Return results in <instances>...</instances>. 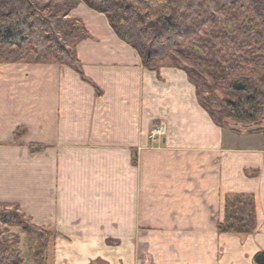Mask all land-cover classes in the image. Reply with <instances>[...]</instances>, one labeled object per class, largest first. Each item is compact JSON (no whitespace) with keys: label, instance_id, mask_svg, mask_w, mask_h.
<instances>
[{"label":"crops","instance_id":"obj_1","mask_svg":"<svg viewBox=\"0 0 264 264\" xmlns=\"http://www.w3.org/2000/svg\"><path fill=\"white\" fill-rule=\"evenodd\" d=\"M70 15L91 35L77 47L87 81L55 64L0 66V205L56 233L49 264H254L264 134L239 148L184 71L146 69L86 5ZM228 194L256 197L253 234L218 233Z\"/></svg>","mask_w":264,"mask_h":264},{"label":"trees","instance_id":"obj_2","mask_svg":"<svg viewBox=\"0 0 264 264\" xmlns=\"http://www.w3.org/2000/svg\"><path fill=\"white\" fill-rule=\"evenodd\" d=\"M81 4L104 14L146 69L185 71L217 125L264 123V0H0V65L56 64L87 81L76 47L90 34L69 17ZM23 134L19 129L14 138ZM29 149L45 148L31 144ZM224 211L219 234L245 238L257 230L254 195H226ZM2 226L24 231L28 258L19 236L3 235ZM55 236L18 206L1 210L0 264H49ZM254 264H264V252L255 255Z\"/></svg>","mask_w":264,"mask_h":264},{"label":"rangeland","instance_id":"obj_3","mask_svg":"<svg viewBox=\"0 0 264 264\" xmlns=\"http://www.w3.org/2000/svg\"><path fill=\"white\" fill-rule=\"evenodd\" d=\"M81 5H86V4H81ZM87 6V5H86ZM79 7V6H78ZM77 7V8H78ZM88 7V6H87ZM76 8V9H77ZM89 8V7H88ZM91 9V8H90ZM93 10V9H91ZM73 11V10H72ZM71 11V12H72ZM95 11V10H93ZM97 12V11H95ZM99 13V12H98ZM71 14V13H70ZM102 14V13H100ZM104 15V14H102ZM105 16V15H104ZM70 18H73L71 17V15H69ZM106 17V16H105ZM107 18V17H106ZM73 19H76V18H73ZM76 20H80V19H76ZM108 20V19H107ZM82 23H84L82 20H80ZM109 22V21H108ZM233 23V22H232ZM85 25V23H84ZM110 25V24H109ZM86 26V25H85ZM228 26V24H227ZM111 27V26H110ZM87 28V27H86ZM88 30V29H87ZM113 30V29H112ZM89 32V31H88ZM114 32V31H113ZM115 33V32H114ZM90 34V33H89ZM116 35V34H115ZM117 36V35H116ZM118 37V36H117ZM119 38V37H118ZM91 39V35H90V38ZM87 39V40H89ZM120 39V38H119ZM85 40V41H87ZM121 40V39H120ZM83 41V42H85ZM122 41V40H121ZM82 43V42H80ZM79 43V44H80ZM125 43V42H124ZM78 44V45H79ZM77 45V47H78ZM128 45V44H127ZM77 47H76V51H77ZM132 48V47H131ZM78 55V54H77ZM6 65V64H5ZM13 65V64H12ZM19 65H22V64H19ZM35 65V64H34ZM38 65V64H37ZM41 65V64H39ZM56 65V64H55ZM1 66V65H0ZM69 68V67H68ZM163 68H167V67H162L161 69ZM160 69V70H161ZM178 69V68H176ZM74 70V69H73ZM159 70V71H160ZM181 70V69H179ZM75 71V70H74ZM159 71H154V72H159ZM183 71V70H182ZM76 72V71H75ZM185 72V71H184ZM78 73V72H77ZM186 73V72H185ZM80 76V75H79ZM81 78V77H80ZM82 80V79H81ZM206 96H208V94H206ZM225 129L230 131L232 135H238V139L237 138H233V139H237V142L234 140L233 143H237V145L239 146V148H243V149H246V148H253L257 145L258 143V140L259 138H257L258 136H256V134H264V123L261 125V126H255V125H250V126H244V125H241V124H236L232 121L228 122L227 126H225ZM257 130H260L261 132H257ZM263 131V132H262ZM161 138V137H159ZM14 207V206H13ZM12 207H4V205H0V211L3 210V209H11ZM19 208V206H18ZM32 221V220H31ZM33 223V221H32ZM35 225V224H34ZM2 229V234L3 235H7V236H15V235H18L19 238H20V249L22 251V253L25 255V258H28V254H29V248H30V244H29V240L27 239V236L26 234L24 233V231L18 227H10V226H2L1 227ZM33 241V240H32ZM216 248V247H215ZM221 249L218 248L217 246V252H218V255L220 253ZM50 255V254H49ZM27 264V263H25ZM161 264V263H160Z\"/></svg>","mask_w":264,"mask_h":264},{"label":"built area","instance_id":"obj_4","mask_svg":"<svg viewBox=\"0 0 264 264\" xmlns=\"http://www.w3.org/2000/svg\"><path fill=\"white\" fill-rule=\"evenodd\" d=\"M166 127L164 125L155 126L151 133V139L164 137L166 135Z\"/></svg>","mask_w":264,"mask_h":264}]
</instances>
